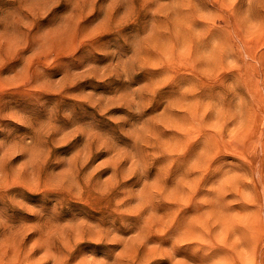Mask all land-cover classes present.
<instances>
[{"label":"clouds","instance_id":"1","mask_svg":"<svg viewBox=\"0 0 264 264\" xmlns=\"http://www.w3.org/2000/svg\"><path fill=\"white\" fill-rule=\"evenodd\" d=\"M0 264H264V0H0Z\"/></svg>","mask_w":264,"mask_h":264}]
</instances>
